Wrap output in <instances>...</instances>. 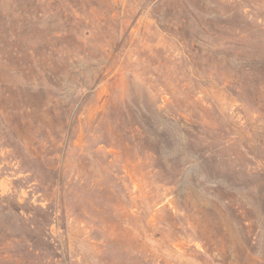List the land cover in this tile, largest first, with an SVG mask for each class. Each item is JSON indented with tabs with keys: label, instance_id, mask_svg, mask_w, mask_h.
<instances>
[{
	"label": "rangeland",
	"instance_id": "rangeland-1",
	"mask_svg": "<svg viewBox=\"0 0 264 264\" xmlns=\"http://www.w3.org/2000/svg\"><path fill=\"white\" fill-rule=\"evenodd\" d=\"M0 264H264V0H0Z\"/></svg>",
	"mask_w": 264,
	"mask_h": 264
}]
</instances>
